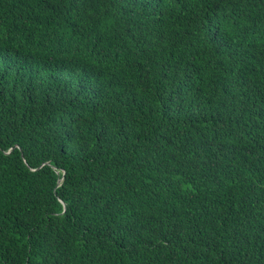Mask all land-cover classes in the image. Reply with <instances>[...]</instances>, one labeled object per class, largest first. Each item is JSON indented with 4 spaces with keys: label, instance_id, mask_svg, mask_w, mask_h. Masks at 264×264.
I'll list each match as a JSON object with an SVG mask.
<instances>
[{
    "label": "trees",
    "instance_id": "obj_1",
    "mask_svg": "<svg viewBox=\"0 0 264 264\" xmlns=\"http://www.w3.org/2000/svg\"><path fill=\"white\" fill-rule=\"evenodd\" d=\"M0 264H264V0H0Z\"/></svg>",
    "mask_w": 264,
    "mask_h": 264
}]
</instances>
